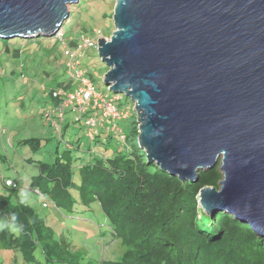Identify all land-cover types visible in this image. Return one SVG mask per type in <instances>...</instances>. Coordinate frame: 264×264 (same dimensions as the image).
I'll return each mask as SVG.
<instances>
[{
	"label": "water",
	"instance_id": "1",
	"mask_svg": "<svg viewBox=\"0 0 264 264\" xmlns=\"http://www.w3.org/2000/svg\"><path fill=\"white\" fill-rule=\"evenodd\" d=\"M76 1L0 0V38L52 36ZM111 19L102 81L131 101L137 148L181 181L219 163L199 206L264 236V0H114Z\"/></svg>",
	"mask_w": 264,
	"mask_h": 264
},
{
	"label": "trees",
	"instance_id": "2",
	"mask_svg": "<svg viewBox=\"0 0 264 264\" xmlns=\"http://www.w3.org/2000/svg\"><path fill=\"white\" fill-rule=\"evenodd\" d=\"M7 43L2 41L1 46L7 48ZM124 101L123 107L129 110L131 101L127 96ZM41 115L44 118V107ZM119 120L124 135L126 132V139L121 140L125 146L115 148L109 156L90 152L85 157L76 154L80 147L77 138L75 146L74 140L73 147L63 149L52 161L36 160L38 173L26 186L58 209L89 210L95 240L74 245L67 235L55 231L45 215L21 203L16 189L4 183L8 177H3L0 221L15 213L23 230L13 233L0 229V249L13 251L16 261L19 253L23 262L32 264H264V236H256L248 222L231 213L219 211L210 217L198 204L201 187H219V164L199 171L195 182L181 181L148 162L137 148L138 130L132 112ZM112 136L111 132L85 138L106 148ZM41 140L25 137L17 144L36 152ZM27 159L32 160L30 156ZM93 203L99 211L93 210ZM109 251L115 254L111 256Z\"/></svg>",
	"mask_w": 264,
	"mask_h": 264
},
{
	"label": "rangeland",
	"instance_id": "3",
	"mask_svg": "<svg viewBox=\"0 0 264 264\" xmlns=\"http://www.w3.org/2000/svg\"><path fill=\"white\" fill-rule=\"evenodd\" d=\"M113 5L114 0H77L69 4L71 13L62 23L60 37L40 35L26 39L18 36L10 39L0 38V155L6 157L0 158V191H5L3 179H12L13 187L24 202L45 215L48 223L56 228L55 231L67 235L74 245H86L95 240L94 230L89 224L90 211L58 209L45 197L26 186L32 175L38 173L36 160L52 161L63 149L73 147L71 143L74 140L75 146L77 138L80 147L76 154L79 156L88 157L90 152L109 156L115 148L123 147L116 133L106 148L87 140V128L83 119L72 122L74 113L70 107L64 108V119L59 125L51 124L47 118V113L50 112L51 119L58 120L56 112L50 111L52 103L56 102L52 97V89L70 90L73 85L66 72L64 44L74 50L76 43L82 42L80 34H89L95 29H100V36L108 37L114 28L111 19ZM59 31L60 28L54 35ZM6 40L7 48H4L1 44ZM14 50H17L16 55ZM79 66L86 69V76L97 91L110 93L102 81L107 66L97 54L96 46L83 51ZM113 95L121 96L120 107L125 109L124 95ZM43 107L44 118L41 115ZM66 122H69L67 126ZM58 128L64 134L63 139L58 136ZM36 136L42 139L36 152L28 145L17 144L21 138ZM29 156L32 160L27 159ZM75 179L78 180L77 169ZM72 193L74 197H78L77 191L73 190ZM43 200H46L48 205L43 206ZM92 208L99 211L98 204L93 203ZM13 254L11 250L0 249V264H32L23 262L19 253H16V261ZM109 254L113 256L115 251H109Z\"/></svg>",
	"mask_w": 264,
	"mask_h": 264
},
{
	"label": "built area",
	"instance_id": "4",
	"mask_svg": "<svg viewBox=\"0 0 264 264\" xmlns=\"http://www.w3.org/2000/svg\"><path fill=\"white\" fill-rule=\"evenodd\" d=\"M61 34L62 32L59 31L56 36L60 37ZM80 37L82 42L76 43L74 50L64 44L66 72L74 86L70 90L52 89V97H55L57 101L50 111L56 112L58 120L51 119L50 112L47 113V118L51 124L59 125L64 119V108L70 107L74 113V120L83 119L87 128L86 134L89 137H93L104 129V132L109 130L115 132L121 140H124V132L116 120L124 117L126 112L117 108V97L97 91L92 81L86 76V69L79 66L83 51L88 47L96 46L99 37L104 36H100V29H95L89 34H80ZM87 110H91L92 113ZM105 120L110 124H106ZM6 183H10V180L7 179Z\"/></svg>",
	"mask_w": 264,
	"mask_h": 264
},
{
	"label": "clouds",
	"instance_id": "5",
	"mask_svg": "<svg viewBox=\"0 0 264 264\" xmlns=\"http://www.w3.org/2000/svg\"><path fill=\"white\" fill-rule=\"evenodd\" d=\"M62 26V25H61ZM60 31H61V27H60ZM52 36H56V35H52ZM107 86H110V84L109 85H107ZM107 90H108V88H107ZM108 92H110V91H108ZM109 96H116V95H113V93H109L108 94ZM117 97V99H116V105H117V108L120 110V111H124V112H126V115L124 116V117H121V118H126V117H128L129 115H130V112H132L133 114H134V111L132 110V103H131V108H129V110H126V109H123V108H121L120 107V103H119V101H120V99H121V96H116ZM57 101V100H56ZM56 103V102H55ZM135 115V114H134ZM135 118H136V115H135ZM120 119V118H119ZM119 119H117L116 120V122H117V124L120 126V120ZM73 121H76V120H72V122ZM108 122V121H107ZM67 123H69V122H67ZM109 123V122H108ZM107 124V123H106ZM110 124V123H109ZM67 126V125H66ZM121 128H122V126H120ZM102 130V129H101ZM101 130L98 132V134L97 135H99V134H103V135H106V134H108V133H115V132H113V131H106V132H104V131H102L101 132ZM125 135H126V132H125ZM59 138H61V139H63L64 138V136H61V132H60V129H59ZM86 136H88L87 134H86ZM118 136V135H117ZM89 137V136H88ZM94 137V136H93ZM89 138H92V137H89ZM119 138V137H118ZM125 139H126V136H125ZM119 140L121 141V139L119 138ZM123 146H125V144L123 145ZM219 164V163H218ZM7 179H9L10 180V183H6V180ZM13 180L12 179H10L9 177L8 178H5L4 179V183L6 184V185H12L13 186ZM218 184H219V181H218ZM216 189H219V187L218 188H216ZM199 193V192H198ZM21 203H24V200L22 199L21 200ZM42 205L43 206H46L47 205V203H42ZM0 229H8L9 231H11V232H13V233H20L22 230H23V225L21 224V223H19L18 222V216L15 214V213H13V214H11L7 219H5V220H2V221H0Z\"/></svg>",
	"mask_w": 264,
	"mask_h": 264
},
{
	"label": "crops",
	"instance_id": "6",
	"mask_svg": "<svg viewBox=\"0 0 264 264\" xmlns=\"http://www.w3.org/2000/svg\"><path fill=\"white\" fill-rule=\"evenodd\" d=\"M73 86H74V84L72 85V87H73ZM52 102H53V99H52ZM52 102H50V105H49V106H51V103H52ZM53 105H54V102L52 103V106H53Z\"/></svg>",
	"mask_w": 264,
	"mask_h": 264
}]
</instances>
